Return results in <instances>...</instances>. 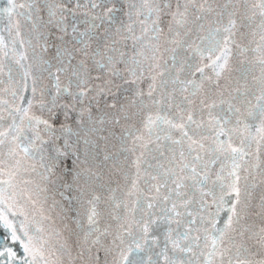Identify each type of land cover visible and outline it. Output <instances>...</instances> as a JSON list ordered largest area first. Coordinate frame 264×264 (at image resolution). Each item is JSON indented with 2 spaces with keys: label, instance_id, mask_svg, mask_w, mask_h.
I'll return each instance as SVG.
<instances>
[{
  "label": "snow or ice",
  "instance_id": "obj_1",
  "mask_svg": "<svg viewBox=\"0 0 264 264\" xmlns=\"http://www.w3.org/2000/svg\"><path fill=\"white\" fill-rule=\"evenodd\" d=\"M123 2L44 0L48 20L39 25L38 0L19 4L7 0V7L0 8V23L6 17L9 34L15 28L20 36L21 20L14 17L32 21V32L38 27L49 29L36 34L39 51L32 39L18 41L21 47L25 43L33 47L32 63H21L29 58L19 53L23 83L11 94L13 101L23 92H30L31 98L20 95L26 106L15 108L0 101V109H7L11 118L4 129L5 117L0 115V150L7 147V155L15 159L14 170L22 166V159L17 158L20 152L27 158L39 154L44 172L38 175L48 180L57 158L67 152L54 147L55 156L46 161L44 145L60 139L58 132L71 133L67 125L56 128L50 122L56 119L54 110L59 108L66 118L75 111L78 124L120 125L124 121L119 137L122 151L143 149L132 161L135 172L125 171L116 155H105V161L113 160L106 182L91 166L75 173L74 179L83 181L78 184L81 206L86 205V223L76 220L82 233L78 234L77 256L87 257L90 264H101V253L103 264H145L143 245L149 244L150 237L156 243L158 237L152 233L163 229L164 248L158 256L165 264H199L201 258L203 264H264V0L246 7L244 13L237 7L238 0H225L217 7L210 0H176L174 8L172 0H139V6L129 4L127 23L117 16ZM70 3L75 7H68ZM244 3L247 6V0ZM78 9L85 11L78 14ZM257 15L260 23L251 34L255 36L258 30L260 38L250 41L256 44L250 48L238 42L237 36L247 38V33L240 31L243 21ZM225 16L226 25L212 26L221 24ZM205 21L211 39L205 44L197 36L201 42L196 43L193 36L205 29ZM137 25L140 35H136ZM129 41L131 55L125 51ZM16 43L13 41L14 47ZM6 47L0 36V49ZM50 47L55 54L45 59ZM234 48L239 77L232 76ZM249 52L254 60L248 59ZM248 65L259 66L260 75L249 80ZM61 75L67 77L63 86ZM46 78L49 83H45ZM117 79L134 86L131 99L119 107L116 101L107 104L115 111H102L94 119L93 106L99 108L102 97L114 96L113 87H122L115 84ZM144 82L146 92L140 87ZM62 98L69 102L59 103ZM34 105L41 113H49V119L30 115ZM129 140L132 148H124ZM36 142L39 146L34 147ZM84 143L81 163L88 165L91 141L85 138ZM32 171H36L35 166ZM13 175L14 171L9 172L8 180H0V221L12 229V239L18 240L7 215L16 214ZM113 175L118 178L114 180ZM258 190L261 195L254 203ZM21 230L28 235L23 222ZM32 239L29 237V244ZM129 239L131 243H126ZM35 240L41 242L38 235ZM169 245L172 255L168 254ZM25 251L33 256L26 264L44 259L41 249L33 252L25 245ZM61 252L71 255L67 244L61 246ZM177 253L190 255L181 259ZM7 254L15 256L11 249ZM148 264H158V260L149 256Z\"/></svg>",
  "mask_w": 264,
  "mask_h": 264
},
{
  "label": "water",
  "instance_id": "obj_2",
  "mask_svg": "<svg viewBox=\"0 0 264 264\" xmlns=\"http://www.w3.org/2000/svg\"><path fill=\"white\" fill-rule=\"evenodd\" d=\"M17 4L24 2V0H16ZM52 2V0H49ZM214 7L221 5L225 0H210ZM258 0H247V6L244 3V0H238L237 7L240 9V13H244L246 7H250L252 4L257 3ZM136 3L139 6V0H124L123 6L120 12L117 13L119 19L127 23V16L125 13L129 10V4ZM176 0H172L173 8L175 7ZM112 5H109L111 7ZM7 7V0H0V8ZM37 7L40 8L39 13L37 14L40 17V20L36 21L39 25L41 21L47 22L48 15L47 9L44 7V0H38ZM70 8H74L75 4L70 3L68 5ZM116 7L120 8L121 5L117 4ZM19 10V9H18ZM231 10V7L230 9ZM85 11V9H78V14ZM248 15H251V12H248ZM211 18V17H210ZM14 19L21 20L20 36L16 35L15 28L12 29L11 34L6 28V17L5 22L0 23V36L4 37V42L7 45L6 48L0 49V101H7L8 105L11 108L26 106V101L19 99L20 95L25 96L26 98H31L30 92L18 93V97L13 101L12 91L17 88L18 85L23 83V72L24 69L20 67V64L17 63L19 59V53L24 52L28 56V60L21 61L25 65L32 63L31 57L33 52V47L36 48V51H39V47L36 40L37 32H47L49 29L47 27L40 28L38 27L37 32H32V21L24 22L23 18L14 17ZM36 18L33 17V20ZM238 25L241 23V17L237 16ZM260 23V18L257 15L251 21H243L244 27L240 28V31L247 33V38L242 39L239 35L237 36V41L254 48L255 43H249L250 41H259V33L253 36L251 34L252 30L256 29L257 25ZM227 24V16L224 17L221 24L212 25L213 27H222ZM208 21H205V29H201L198 33L194 34L193 40L196 43H200L201 40L197 39V36L203 38L205 44H207L211 36L207 31ZM83 30V28H81ZM52 31H55L54 29ZM69 31H71L69 29ZM31 33V35H30ZM136 35H140L139 25H137ZM32 39L33 47H29L25 43L22 47L18 41ZM13 41H17L15 47L13 46ZM50 44L52 41L50 40ZM131 41H129L128 54L130 52ZM7 52L8 56H5L4 53ZM55 54L54 48L50 47L49 51L45 54V59H51ZM254 54L249 52L248 59L254 60ZM199 59V58H197ZM203 61L202 63H206ZM55 63V61H53ZM230 63L233 67L232 76L239 77L241 75L240 71L237 69L240 68L239 60L236 55L235 48L233 49V55L231 57ZM120 67H123L122 65ZM251 68V76H259L260 68L259 66L248 65ZM9 70H11V76L13 79L9 80ZM55 71V69H53ZM209 72L211 75L210 70ZM96 73H94L95 75ZM47 76V74H45ZM30 83V80H29ZM45 83H49L48 79H45ZM67 83V77L61 75V85ZM116 85H121L122 87L117 90L113 87L112 91L115 95H108L102 97L100 100L99 108L93 106V118H98L103 112H113L114 109H109L106 105L112 103L113 101L117 102V107L121 104H127L128 100L131 99L132 91L134 86L123 84L119 79L115 81ZM140 87L146 92L147 91V82H144ZM125 89H130L125 91ZM69 101L65 98H62L59 103H68ZM56 112V119L50 120L54 123L56 128L60 126L67 125L71 129L70 134L60 135L58 132L57 135L60 136V139L44 145V156L45 160L48 161L50 157L55 156L53 152L54 147L61 148L62 151L67 152L66 156H60L57 158V167L54 170V173L49 177L48 180H45L42 175L38 173H43L44 169L40 166L41 160L39 154L35 157L27 158L24 157L23 153H19V157L22 159V166L14 170L15 159L10 158L7 155V147L0 150V168L4 170V174L0 175V180H8L9 172L14 171L12 176V185L11 191L15 194V204L13 212L16 214L8 213V219L12 221L13 228L15 229L16 235L20 237L18 240L12 239V229L6 228L2 221H0V264H26V261H32L33 256L29 252L25 251V245H29L33 252L36 249L42 250V255L44 259L38 258V264H90L87 260V257L80 258L77 256L79 251L77 245L78 234L82 235L81 230L76 225V220L81 219L83 223H86V217L83 215L85 212L86 205L81 206L80 192L78 184L83 181H76L74 179L75 173L84 167H93L94 171H98L103 176V181L106 182L109 177V171L112 169L113 160L109 159L104 160L105 155L118 157L120 166L130 173L135 172V167L132 164V161L135 160L136 156L139 155V152L143 149H138L135 153L131 151H122V145L119 137L121 136L125 125L124 121H121L120 125H114L110 123H105L103 125L96 123L95 125L91 123L78 124L77 123V113L75 111L70 112L69 116L66 118L62 110L57 108L54 110ZM135 111V109H132ZM30 115L35 114L41 116L44 119H49V113H41L35 105L31 109ZM0 115L5 117L3 122V128L6 129L8 124L11 123V118L8 116L7 109H0ZM43 126H41L42 129ZM95 127L98 129L96 132L89 133L88 128ZM41 136L43 139L47 140L48 136L41 131ZM88 139L91 141L89 144V164L85 165L81 163L84 159V150L85 143L84 140ZM106 138V139H105ZM65 140L68 142V146L65 148ZM36 146H39V142H36ZM124 148H132L131 140L128 141ZM76 156L80 157V160H76ZM146 159L151 160V155L146 154ZM154 163V161H152ZM33 166H35L36 171H32ZM146 166V165H144ZM113 175V179H117ZM120 182L123 183L122 178ZM115 186V185H113ZM261 193L258 190L254 193V203H258ZM30 197V199H29ZM12 201H10L11 203ZM28 228V235L24 234V231L21 230V223ZM259 222V221H257ZM37 229H42L39 233ZM41 238V242L37 243L35 240L36 236ZM152 235L158 237L156 243L151 242V237L149 239V244L143 245L145 251L142 253L145 264H148V257L151 256L154 261L158 260V264H165V261L162 256H158L164 248V231L163 229H156L153 231ZM29 237H33L31 244H29ZM126 243H131V240H127ZM67 244L71 255L69 256L66 253L61 252V246ZM11 249L15 253V256L9 258L8 250ZM169 255H172L171 246L169 245ZM181 259H187L190 254H179ZM111 261V257L108 258ZM101 264H103V254L101 253ZM199 264H203V259L201 258Z\"/></svg>",
  "mask_w": 264,
  "mask_h": 264
}]
</instances>
